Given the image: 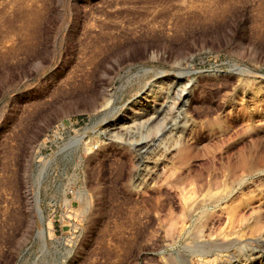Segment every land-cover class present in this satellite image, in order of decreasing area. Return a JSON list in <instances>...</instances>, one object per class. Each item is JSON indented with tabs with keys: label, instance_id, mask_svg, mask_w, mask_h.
<instances>
[{
	"label": "rangeland",
	"instance_id": "374dc122",
	"mask_svg": "<svg viewBox=\"0 0 264 264\" xmlns=\"http://www.w3.org/2000/svg\"><path fill=\"white\" fill-rule=\"evenodd\" d=\"M205 1L0 0V264H264V0Z\"/></svg>",
	"mask_w": 264,
	"mask_h": 264
},
{
	"label": "bare ground",
	"instance_id": "6f19581e",
	"mask_svg": "<svg viewBox=\"0 0 264 264\" xmlns=\"http://www.w3.org/2000/svg\"><path fill=\"white\" fill-rule=\"evenodd\" d=\"M184 2H185V0H183ZM214 1V0H213ZM216 1V0H215ZM214 1V2H215ZM184 2H182V3H178L179 5L178 6H176L175 7V13L174 14H171L170 15V18H171V27L172 28H175V29H177L180 25H182L185 21H186V19L187 18H189V17H191V16H194V17H197L196 15L197 14H200V13H205V15L204 16H206V12H210L213 16L214 15H216V14H218L219 13V10L217 11V12H215L214 10H216V5L218 4V3H216V5H214V2H213V5H212V2L210 1V2H207V1H205L204 3H202V4H200V5H197V6H195L193 3H190L189 5H187V4H185ZM217 2H221V0H217ZM223 2V1H222ZM187 3V2H186ZM177 4V3H176ZM176 4H173V5H176ZM212 5V6H211ZM168 6V5H167ZM220 6H221V4H220ZM222 7V6H221ZM220 7V8H221ZM170 9V8H169ZM197 9H200L199 11H195V12H192V10H197ZM222 9H223V7H222ZM227 9V8H226ZM167 10L168 9H162V10H159V13L157 14L158 15V17L159 16H161L162 18H163V20H164V18L166 19L167 18V16H168V12H167ZM167 12V13H166ZM201 16V15H200ZM200 16H198L199 18H200ZM34 17V16H33ZM192 18V17H191ZM202 19L204 18V17H201ZM207 18H209L208 16H207ZM193 19H195V18H193ZM212 19H214V18H212ZM188 20V19H187ZM197 20V19H196ZM215 20V19H214ZM213 20V21H214ZM30 20H28L27 22H29ZM194 21V20H193ZM200 21V20H199ZM212 21V22H213ZM31 22H32V20H31ZM167 22H169V21H167ZM149 25H151L152 26V24H149ZM158 25V24H157ZM26 26V25H25ZM156 26V25H155ZM105 36H106V38H105ZM104 36V40L105 39H107V35H105ZM105 50V49H104ZM99 64L100 63H84L83 65H85V66H87V74L89 73V74H94V72H95V70H96V68L97 67H99ZM87 78V77H86ZM37 197H38V194H37Z\"/></svg>",
	"mask_w": 264,
	"mask_h": 264
}]
</instances>
